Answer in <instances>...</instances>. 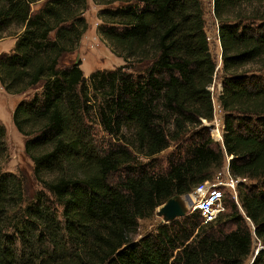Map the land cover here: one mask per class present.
I'll use <instances>...</instances> for the list:
<instances>
[{"label": "trees", "instance_id": "obj_1", "mask_svg": "<svg viewBox=\"0 0 264 264\" xmlns=\"http://www.w3.org/2000/svg\"><path fill=\"white\" fill-rule=\"evenodd\" d=\"M92 1L103 6L98 34L124 64L86 78L72 56L87 0H0V37L13 29L15 39L0 53V85L24 96L12 122L32 163L18 177L2 169L0 123V264H246L255 242L253 264H264V0H211L222 146L203 124L217 64L203 1ZM97 121L114 143L96 144ZM187 134L165 173L135 168ZM224 157L245 179L237 203L224 198L212 222L192 212L134 238L139 220L212 178Z\"/></svg>", "mask_w": 264, "mask_h": 264}, {"label": "rangeland", "instance_id": "obj_2", "mask_svg": "<svg viewBox=\"0 0 264 264\" xmlns=\"http://www.w3.org/2000/svg\"><path fill=\"white\" fill-rule=\"evenodd\" d=\"M202 1L204 9L205 30L208 39H210V42H212L211 44H209V48L212 56L215 58L217 63L216 74L214 75L213 81L209 86V90L211 91L212 95L213 118L209 122L203 121V124L207 128L211 139L221 145V141H217L215 139L216 134H220L222 137L223 131V112L217 101V96L222 89V72L220 59L221 49L219 43L215 39L217 38L216 28L218 24L212 12L211 0ZM87 3V9L83 13V17L87 22V29L83 32L77 51L72 56L80 60V68L86 78H88L90 73L95 70H113L116 67L124 64L123 59L111 52L109 46L106 43V40L101 38L97 32V26L102 24L101 20L98 17V13L101 11L103 6L95 4L92 0H87ZM33 7L35 8L37 7V5H33ZM12 30L13 29H10L9 31H6V33L1 34L0 53L11 51V48L13 47L15 41L14 36L11 34ZM254 68L255 67H253L252 69ZM23 97L24 96L20 94L7 93L0 85V123H2L5 128V140L7 145V152L6 155L1 159V166L5 172L16 175L17 177L20 171L29 173L32 164L24 154V138L17 131L12 122L13 109L17 102L21 98L23 99ZM99 102L100 100L98 99L95 104H98ZM93 128L95 130L94 139L99 147L108 146L109 144H112L116 141V137L105 133L101 129L98 121L96 123H93ZM189 135L191 136L192 134L185 135L183 140L174 142L170 145V147L152 158L146 159L142 156H138L134 163L135 168L143 167L144 170H149L152 173H165L169 169L170 160L176 161L177 159H181L183 157L185 148L189 146V142L187 140ZM226 161L227 157H224L223 165L220 168L216 169L211 176L212 178L208 180L211 181L216 179V176L219 174V179L223 180V178H225L226 174H224V169L227 165ZM124 175L125 172L118 171L114 174L113 180L116 181ZM237 180L238 182L240 180L245 182V180H243L242 178H238ZM237 185L238 183L234 184L236 195ZM233 193V189L223 188V199H232L235 203H237V199L235 200L233 198ZM185 196L186 195H182V198H185ZM184 203L186 202L184 201ZM155 211L151 217L139 220V228L137 234H135L134 236L135 239L139 238L147 231H153L158 224L163 222L161 217L155 214ZM226 211L227 208L223 206L222 212ZM260 246L262 245L259 242L254 243L253 253L247 259L246 264L249 263L251 257Z\"/></svg>", "mask_w": 264, "mask_h": 264}, {"label": "built area", "instance_id": "obj_3", "mask_svg": "<svg viewBox=\"0 0 264 264\" xmlns=\"http://www.w3.org/2000/svg\"><path fill=\"white\" fill-rule=\"evenodd\" d=\"M215 139L222 143L220 134H216ZM225 167L224 174L226 176L223 180L219 179V174L214 180L210 181L207 179L198 183L192 191L185 194L186 198L189 197V202L185 203L188 208V213L197 212L204 224L214 221L223 211V188L233 189V198L235 200L237 199L234 184L238 183V178H233L228 171V166L226 165ZM243 180L245 179L243 178Z\"/></svg>", "mask_w": 264, "mask_h": 264}, {"label": "water", "instance_id": "obj_4", "mask_svg": "<svg viewBox=\"0 0 264 264\" xmlns=\"http://www.w3.org/2000/svg\"><path fill=\"white\" fill-rule=\"evenodd\" d=\"M155 214L161 217L163 222H170L188 214V208L182 201V195H175L168 198L162 205L158 206ZM262 247L263 246H260L255 251L248 264H253L255 255Z\"/></svg>", "mask_w": 264, "mask_h": 264}, {"label": "bare ground", "instance_id": "obj_5", "mask_svg": "<svg viewBox=\"0 0 264 264\" xmlns=\"http://www.w3.org/2000/svg\"><path fill=\"white\" fill-rule=\"evenodd\" d=\"M189 198V197H188ZM182 201L184 202H189V200L185 197V198H182Z\"/></svg>", "mask_w": 264, "mask_h": 264}]
</instances>
